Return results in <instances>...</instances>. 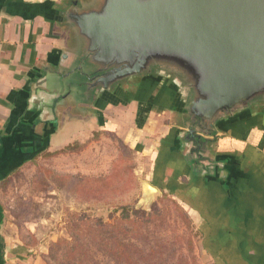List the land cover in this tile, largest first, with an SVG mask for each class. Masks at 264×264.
<instances>
[{
	"label": "crops",
	"instance_id": "1",
	"mask_svg": "<svg viewBox=\"0 0 264 264\" xmlns=\"http://www.w3.org/2000/svg\"><path fill=\"white\" fill-rule=\"evenodd\" d=\"M68 1L0 0V264H33L9 236L2 187L29 163L56 173L46 161L80 151L87 126L97 139L122 130V143L133 136L144 154L154 144L149 176L191 215L212 264H264V111L196 144L162 83H129L86 111L55 103L49 88L70 51L59 20ZM53 3L62 9L52 13Z\"/></svg>",
	"mask_w": 264,
	"mask_h": 264
},
{
	"label": "water",
	"instance_id": "2",
	"mask_svg": "<svg viewBox=\"0 0 264 264\" xmlns=\"http://www.w3.org/2000/svg\"><path fill=\"white\" fill-rule=\"evenodd\" d=\"M68 4L59 20L70 51L48 87L55 103L86 111L129 83H162L196 144L264 111V0Z\"/></svg>",
	"mask_w": 264,
	"mask_h": 264
},
{
	"label": "rangeland",
	"instance_id": "3",
	"mask_svg": "<svg viewBox=\"0 0 264 264\" xmlns=\"http://www.w3.org/2000/svg\"><path fill=\"white\" fill-rule=\"evenodd\" d=\"M94 129L80 151L46 161L55 174H42L41 160L2 187L5 225L21 252L33 264H212L191 215L149 176L154 144L144 154L132 150L133 136L122 143V130L97 139ZM151 182L161 191L150 194Z\"/></svg>",
	"mask_w": 264,
	"mask_h": 264
},
{
	"label": "flooded vegetation",
	"instance_id": "4",
	"mask_svg": "<svg viewBox=\"0 0 264 264\" xmlns=\"http://www.w3.org/2000/svg\"><path fill=\"white\" fill-rule=\"evenodd\" d=\"M53 7H54V9L51 10L52 13L57 12V11H59V10L62 9V6H61L60 3H53ZM52 15H53V14H52ZM180 138H181V137L179 136V140H180Z\"/></svg>",
	"mask_w": 264,
	"mask_h": 264
},
{
	"label": "trees",
	"instance_id": "5",
	"mask_svg": "<svg viewBox=\"0 0 264 264\" xmlns=\"http://www.w3.org/2000/svg\"><path fill=\"white\" fill-rule=\"evenodd\" d=\"M125 147V146H124ZM39 170L40 171H42V174H45V175H50V174H53L54 172H52V171H48V170H46L45 168H42V167H40L39 168ZM55 174V173H54ZM77 180V179H76Z\"/></svg>",
	"mask_w": 264,
	"mask_h": 264
}]
</instances>
